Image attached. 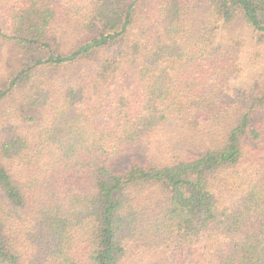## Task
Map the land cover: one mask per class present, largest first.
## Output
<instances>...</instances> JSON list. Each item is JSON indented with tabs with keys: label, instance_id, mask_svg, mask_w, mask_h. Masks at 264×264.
<instances>
[{
	"label": "trees",
	"instance_id": "trees-1",
	"mask_svg": "<svg viewBox=\"0 0 264 264\" xmlns=\"http://www.w3.org/2000/svg\"><path fill=\"white\" fill-rule=\"evenodd\" d=\"M0 264H264V0H0Z\"/></svg>",
	"mask_w": 264,
	"mask_h": 264
},
{
	"label": "rangeland",
	"instance_id": "rangeland-1",
	"mask_svg": "<svg viewBox=\"0 0 264 264\" xmlns=\"http://www.w3.org/2000/svg\"><path fill=\"white\" fill-rule=\"evenodd\" d=\"M2 49H0V71L1 68L6 66L9 63L10 56H7V51L3 49V52H1Z\"/></svg>",
	"mask_w": 264,
	"mask_h": 264
}]
</instances>
